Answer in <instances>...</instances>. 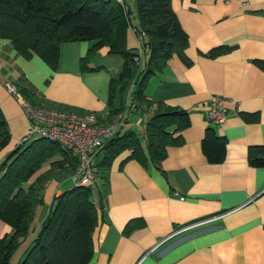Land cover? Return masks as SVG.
Returning a JSON list of instances; mask_svg holds the SVG:
<instances>
[{
	"label": "crops",
	"instance_id": "crops-1",
	"mask_svg": "<svg viewBox=\"0 0 264 264\" xmlns=\"http://www.w3.org/2000/svg\"><path fill=\"white\" fill-rule=\"evenodd\" d=\"M170 6L187 35L184 55L190 64L172 55L147 80L143 92L150 100L186 111L190 123L181 132L183 142L167 147L158 167L128 159V151L112 159L98 187L101 197L92 199L100 218L86 264H264V163L252 166L247 157L249 148L258 146L264 158V72L253 63L264 59V0H170ZM127 7L125 42L137 48L134 7ZM91 43L62 44L52 69L38 56L22 58L0 38V111L9 131L0 159L18 144L27 127L21 95H10L5 83H27L38 106L88 111L102 121L108 119V82L117 78L122 58L102 47L83 67L80 61ZM222 44L233 48L213 58L204 56ZM211 95L225 99L228 113L216 125L206 122L205 105ZM151 115L152 108H136L121 131L141 136ZM207 127L225 139L224 158L218 163L208 162L200 149ZM47 169L45 164L39 172ZM60 172L54 170L44 184L43 203L35 207L28 233L19 243L23 248L18 254L14 250L10 264L27 248L52 198L61 192ZM132 219H140L142 225L124 233ZM10 231L0 221V237Z\"/></svg>",
	"mask_w": 264,
	"mask_h": 264
},
{
	"label": "trees",
	"instance_id": "trees-1",
	"mask_svg": "<svg viewBox=\"0 0 264 264\" xmlns=\"http://www.w3.org/2000/svg\"><path fill=\"white\" fill-rule=\"evenodd\" d=\"M133 7L137 20L134 32L140 40L139 67L133 61L137 48L127 47L125 42L130 10L124 0H0V38L6 39L16 54L24 59L38 56L54 69L62 44L91 41L80 61L83 67L87 57L102 47L108 54L122 58L117 78L108 82L107 118L122 107L124 92L131 81L136 108H152L141 136L133 130L120 131L102 145L93 158L95 184L73 185L52 198L27 248L14 264H86L93 252L92 232L100 218L99 206L92 201L91 187H96L99 200L98 187L103 185L112 159L128 151V159L158 167L166 148L183 142L181 132L190 123L187 112L150 100L143 89L172 55L185 65L190 64L184 55L187 35L176 19L170 0H133ZM232 48L218 45L204 56L213 58ZM253 63L264 72V59H254ZM14 85L26 101L38 106L31 86L23 81ZM8 140L9 131L0 111V149ZM200 149L208 162L218 163L224 158L225 139L207 127ZM247 157L252 166L264 163L262 148L258 146L250 147ZM75 163L62 143L44 137L18 143L0 159V221L11 228L10 233L0 237V264H10L11 254L28 233L34 209L43 203L44 184L53 171L70 174ZM45 164L49 169L39 172ZM54 200L56 206L50 211ZM141 225L140 219H132L123 231L127 233Z\"/></svg>",
	"mask_w": 264,
	"mask_h": 264
},
{
	"label": "built area",
	"instance_id": "built-area-1",
	"mask_svg": "<svg viewBox=\"0 0 264 264\" xmlns=\"http://www.w3.org/2000/svg\"><path fill=\"white\" fill-rule=\"evenodd\" d=\"M245 3L242 2L241 5ZM139 67L141 54L139 45L133 58ZM6 91L17 98L15 85L5 83ZM133 81L129 83L122 107L110 118L102 121L93 112H73L53 107L34 106L19 97L20 107L27 120V127L18 143H25L36 137H44L62 143L76 163L69 178L74 185H92L96 182L93 158L102 145L119 133L131 113L136 110L132 98ZM225 99L211 95L206 102V122L210 125L221 123L227 116ZM238 109V103L234 102Z\"/></svg>",
	"mask_w": 264,
	"mask_h": 264
},
{
	"label": "rangeland",
	"instance_id": "rangeland-1",
	"mask_svg": "<svg viewBox=\"0 0 264 264\" xmlns=\"http://www.w3.org/2000/svg\"><path fill=\"white\" fill-rule=\"evenodd\" d=\"M126 4H127V6H129L131 9H132V4H133V0H126ZM71 174V173H70ZM70 174H68L66 171H64V170H61V172L59 173V177H60V179L61 178H64V180L62 181V182H60L61 180L60 179H58V182H60L59 184H58V188L61 190V191H63V190H65V189H67L68 187H70V186H72L73 184V182L69 179V176H70ZM92 188V199L93 200H95V198H96V195H97V193H96V187L95 186H92L91 187ZM23 247H22V245L20 246H18L17 248H16V250H15V253L14 254H18L19 253V251H21V249H22Z\"/></svg>",
	"mask_w": 264,
	"mask_h": 264
},
{
	"label": "water",
	"instance_id": "water-1",
	"mask_svg": "<svg viewBox=\"0 0 264 264\" xmlns=\"http://www.w3.org/2000/svg\"><path fill=\"white\" fill-rule=\"evenodd\" d=\"M56 206V200L51 203L50 211H53Z\"/></svg>",
	"mask_w": 264,
	"mask_h": 264
}]
</instances>
